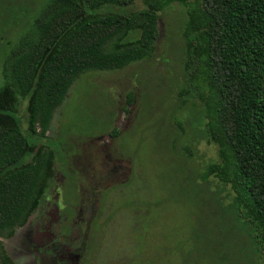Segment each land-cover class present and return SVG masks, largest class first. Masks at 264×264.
<instances>
[{
    "label": "trees",
    "instance_id": "16d2710c",
    "mask_svg": "<svg viewBox=\"0 0 264 264\" xmlns=\"http://www.w3.org/2000/svg\"><path fill=\"white\" fill-rule=\"evenodd\" d=\"M36 1L0 0V237L25 223L56 162L70 177L65 144L58 156L47 132L74 83L88 72L119 70L151 56L160 13L178 2L187 7L178 99L200 101L190 130L178 123V133L196 146L203 140L217 147L218 159L194 177L214 178L225 192L227 215L215 207L228 229L230 264L238 263L227 217L264 264V0H143L137 10L129 9L135 0H40L29 7ZM27 22L28 31L13 43L11 29ZM132 98L128 93L129 103ZM181 152L185 161L192 158L189 144ZM0 264H14L1 239Z\"/></svg>",
    "mask_w": 264,
    "mask_h": 264
},
{
    "label": "rangeland",
    "instance_id": "374dc122",
    "mask_svg": "<svg viewBox=\"0 0 264 264\" xmlns=\"http://www.w3.org/2000/svg\"><path fill=\"white\" fill-rule=\"evenodd\" d=\"M39 3L29 7L37 8ZM144 7L143 0H135L129 9ZM186 10L173 2L160 13L158 37L148 58L119 70L82 75L51 121L47 135L53 138L58 156L63 155L60 144H65L67 172L77 184L78 195L69 187L66 198L81 205L86 219L99 214V222H104L93 238L91 264L232 262L225 238L228 229L218 221L215 207L227 215L225 192L221 195L216 189L219 182L214 178L194 177L218 159L217 147L203 140L196 146L186 134L178 133L180 123L190 130L189 117L200 109L196 98L188 97L183 104L178 99L184 76L181 30ZM28 22L11 29L13 43L28 31ZM19 114L25 121V101ZM184 144L191 146L193 154L186 161V153L181 152ZM131 163L136 175L129 185L125 181ZM55 170H61L59 162ZM104 190L109 197L101 206ZM227 197L226 201L231 195ZM223 223L230 227L236 262L257 264L248 237L234 229L228 217ZM234 225L240 229L238 220ZM85 229L87 224L81 231ZM32 232L26 225L12 237H0L15 264H41L47 257V252L33 246Z\"/></svg>",
    "mask_w": 264,
    "mask_h": 264
},
{
    "label": "flooded vegetation",
    "instance_id": "af4514ba",
    "mask_svg": "<svg viewBox=\"0 0 264 264\" xmlns=\"http://www.w3.org/2000/svg\"><path fill=\"white\" fill-rule=\"evenodd\" d=\"M133 173L136 175L131 163L130 174L125 181L129 185L133 182ZM69 187L77 196V184L72 175L66 177L55 170L53 180L36 208L27 217L25 223L16 227L10 236L14 235L17 228L28 225L29 231H33L30 234V241L35 242H32L35 249L47 252V257L41 264L92 263L93 238L104 222H99V214L94 215L93 218L91 215V219L90 217L86 219L82 215L81 205L76 206L75 202L66 198L65 193ZM102 195L101 206L106 203L109 193L104 190ZM110 217L112 213L106 219ZM85 224L87 229L81 231Z\"/></svg>",
    "mask_w": 264,
    "mask_h": 264
}]
</instances>
